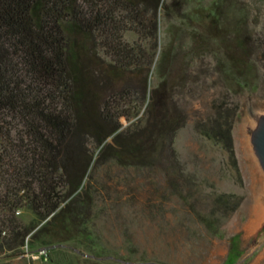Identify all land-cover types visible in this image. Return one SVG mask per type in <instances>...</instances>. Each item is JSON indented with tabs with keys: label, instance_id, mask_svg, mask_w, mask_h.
<instances>
[{
	"label": "trees",
	"instance_id": "16d2710c",
	"mask_svg": "<svg viewBox=\"0 0 264 264\" xmlns=\"http://www.w3.org/2000/svg\"><path fill=\"white\" fill-rule=\"evenodd\" d=\"M162 2L0 0V255L74 241L82 264H101L88 228V171L108 161L142 165L180 123L169 67L147 92ZM224 31L216 37L227 77L243 84L253 61L264 74V36ZM146 99L145 125L124 127ZM217 116L205 134L233 158L232 119L220 106ZM235 198L216 196L210 216L232 212Z\"/></svg>",
	"mask_w": 264,
	"mask_h": 264
},
{
	"label": "rangeland",
	"instance_id": "374dc122",
	"mask_svg": "<svg viewBox=\"0 0 264 264\" xmlns=\"http://www.w3.org/2000/svg\"><path fill=\"white\" fill-rule=\"evenodd\" d=\"M157 15L147 92L169 67L171 106L180 123L142 165L108 161L88 171L95 252L103 255L101 264H264V170L252 143L264 116V74L253 61L247 81H231L222 70L226 47L216 37L225 29L230 39L240 30L262 38L264 0H163ZM136 37L125 35L130 42ZM146 104L131 120L122 119L123 126L143 127ZM218 106L232 119L233 158L205 134ZM220 194L234 195L237 206L211 217ZM259 205L261 215L253 222ZM20 212L24 223L33 219ZM78 247L74 241L49 246L46 264H82ZM19 252L1 254L0 264L40 263Z\"/></svg>",
	"mask_w": 264,
	"mask_h": 264
},
{
	"label": "water",
	"instance_id": "95a60500",
	"mask_svg": "<svg viewBox=\"0 0 264 264\" xmlns=\"http://www.w3.org/2000/svg\"><path fill=\"white\" fill-rule=\"evenodd\" d=\"M252 143H253V147L255 149L256 155L258 157L259 163L262 169L264 170V116H261L258 118L257 126L255 130L253 131ZM117 260L120 262L126 263V264H130V262H125L120 259H117Z\"/></svg>",
	"mask_w": 264,
	"mask_h": 264
},
{
	"label": "built area",
	"instance_id": "2783aa9c",
	"mask_svg": "<svg viewBox=\"0 0 264 264\" xmlns=\"http://www.w3.org/2000/svg\"><path fill=\"white\" fill-rule=\"evenodd\" d=\"M18 213L19 212H17V214ZM4 234L5 233L3 232L2 235ZM22 254L24 257L40 262L39 264H46L49 261V249L46 247H39L36 248L35 250H29L28 245H25L21 255Z\"/></svg>",
	"mask_w": 264,
	"mask_h": 264
},
{
	"label": "bare ground",
	"instance_id": "6f19581e",
	"mask_svg": "<svg viewBox=\"0 0 264 264\" xmlns=\"http://www.w3.org/2000/svg\"><path fill=\"white\" fill-rule=\"evenodd\" d=\"M250 145V144H249ZM261 206L262 205H259V207H258V209H255V212L257 213V216H255V218L252 220L253 222L254 221H256V220H258L259 219V217H260V215H261ZM257 208V207H256ZM259 210V211H258ZM256 213H254V215H256Z\"/></svg>",
	"mask_w": 264,
	"mask_h": 264
}]
</instances>
